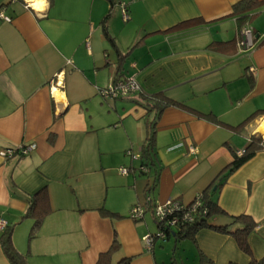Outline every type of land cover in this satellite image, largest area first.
<instances>
[{
	"label": "crops",
	"instance_id": "obj_1",
	"mask_svg": "<svg viewBox=\"0 0 264 264\" xmlns=\"http://www.w3.org/2000/svg\"><path fill=\"white\" fill-rule=\"evenodd\" d=\"M31 1L0 0L10 19L0 17V218L26 264H248L233 235L209 227L185 237L173 228L147 249L149 221L129 217L147 195L152 212L170 198L189 204L209 186L222 213L208 222L234 230L241 221L232 216H249L251 256H264V148L216 188L234 151L262 137L264 113L245 120L264 110V0L245 23L233 11L240 0ZM243 26L254 35L247 51L238 47ZM115 77H134L141 91L104 96ZM155 93L181 106L157 115ZM43 188L50 212L29 240L24 215ZM0 264H11L1 240Z\"/></svg>",
	"mask_w": 264,
	"mask_h": 264
},
{
	"label": "trees",
	"instance_id": "obj_2",
	"mask_svg": "<svg viewBox=\"0 0 264 264\" xmlns=\"http://www.w3.org/2000/svg\"><path fill=\"white\" fill-rule=\"evenodd\" d=\"M258 5L259 3L257 0H240L233 5V11L235 14H238L241 19L246 18L243 21L245 23L247 21V18H249L248 17L249 12L252 9H255ZM190 22L191 21L181 22L180 24H178L177 26L173 28L176 29V28H182L184 26L186 27V25H188ZM151 99L152 101H154V103L149 107V111L151 109H155L157 115H159L162 109L167 105L181 106V104H179L178 102L165 98L160 93L152 94ZM260 112L264 113V110H259L253 113L252 115H250L245 120V123ZM233 128H236V127H233ZM261 148H264V138H262L260 134L252 135L251 137H249L248 144L247 146H245V148H243V152L241 155H237L236 151H234V160L230 165L226 167L225 174H223L222 178L216 184V188L222 184V182L224 181L225 177L228 174H230L232 171L237 169L240 165H242L245 161H247L250 157H252L254 153L256 152V150L261 149ZM151 153H152V139H151V133L149 132V136L147 137L145 144L142 146L141 151H140V156H139V159L141 160V164L139 166L140 169L141 167L149 165V163L147 162V159L151 158ZM213 186L214 185H212V187ZM213 196H214V192L213 190L210 189V186L202 190L201 200H200L201 203L198 207V210L194 218L192 219V221L181 223L176 229L177 231H174V234H176V236H183V237L188 236V235L191 236L197 229L201 227L214 228L218 231L230 233L231 235L234 236L239 248L244 253L250 256V260L248 264H264V256L260 258H254L251 256V249L248 244L247 236L249 232L253 230L255 223L252 221V219L249 216L247 215L232 216L231 217L232 223L241 221V225L235 228L234 230L228 229L227 224L215 225V224H211L210 222H208V219L210 217L216 214L222 213V210L218 206L217 202L213 199L214 198ZM194 199L195 197L189 204H187V206H190V204L194 201ZM49 212H50V207H49L48 199L45 193V189L43 188L40 191H38L36 195H33L32 198L29 200V207L26 210V213L24 215L25 217L32 218L33 220L30 230H29V235H28L29 240L35 237L37 231L39 230L43 222L44 217ZM137 220H140V219H137ZM155 222L158 228H162L161 222H159L156 219H155ZM12 231H13L12 226H6L1 231L0 240H1V246L3 248V251L11 264H26V255L19 253L13 246ZM170 231L171 229L166 231V236H168ZM117 246H118V243L116 239H114L112 248H116Z\"/></svg>",
	"mask_w": 264,
	"mask_h": 264
},
{
	"label": "built area",
	"instance_id": "obj_3",
	"mask_svg": "<svg viewBox=\"0 0 264 264\" xmlns=\"http://www.w3.org/2000/svg\"><path fill=\"white\" fill-rule=\"evenodd\" d=\"M119 7L123 19H127L128 18L127 3L124 1H119ZM0 17L4 18L7 21L10 20L8 17L3 15L2 10H0ZM253 39H254V35L252 29L248 26H243L240 30V34L238 38V47L240 48V50L247 51L252 49L254 47ZM53 83H54L53 87L61 86V79H59V73L55 75V79ZM140 91H141V86L134 77H122V78L115 77L113 78L110 85L104 91H102V94L104 96L117 98L120 96H125L129 93H137ZM52 94L53 92L51 90V95ZM35 146H36L35 144L24 145L18 148V152H20V155L28 154L32 149L35 148ZM14 152H15L14 149H7V150H3L1 154L6 158H10L15 154ZM190 152L196 153L197 149L194 147H190ZM242 152L243 150L236 151V154L241 155ZM126 154L129 155L132 159H136L139 156L134 154L131 150H127ZM119 171L122 174H126L128 169L125 167H120ZM151 200H152L151 197L147 195L145 197L144 205L135 204L130 210L129 217L135 220L143 218V214L145 213L148 205L152 202ZM200 200H201V193H198L195 196L194 201L190 204V206H187V204L182 203L180 200L176 198H170L166 200L164 203H156V204L154 203L152 212L154 218L159 222H161L162 228H158L156 234L149 233L143 237V242L145 247L147 249H151L153 236L161 237L165 239L166 231H168L169 229L178 228V226L183 222L192 221L201 203ZM5 227H6V221L0 218V230L4 229Z\"/></svg>",
	"mask_w": 264,
	"mask_h": 264
},
{
	"label": "rangeland",
	"instance_id": "obj_4",
	"mask_svg": "<svg viewBox=\"0 0 264 264\" xmlns=\"http://www.w3.org/2000/svg\"><path fill=\"white\" fill-rule=\"evenodd\" d=\"M109 97V96H108ZM254 125H252V127H253ZM242 140H243V143H242V147H243V145L245 144V140L246 139H244V138H242ZM151 197V196H150ZM142 203V202H141ZM141 203H137V204H141ZM129 214H130V212H129ZM144 217H145V219L146 220H148L149 222H148V224H149V229H150V231H152L154 234H156L157 233V228H156V224H155V219H154V215H153V212H151V211H147V212H145L144 213ZM147 234H149L148 232H147ZM153 240L154 241H163V242H161V243H167L168 241L166 240V239H163V238H161V237H156V236H153ZM169 241L171 242V243H173V239L172 238H169Z\"/></svg>",
	"mask_w": 264,
	"mask_h": 264
},
{
	"label": "bare ground",
	"instance_id": "obj_5",
	"mask_svg": "<svg viewBox=\"0 0 264 264\" xmlns=\"http://www.w3.org/2000/svg\"><path fill=\"white\" fill-rule=\"evenodd\" d=\"M30 1H31V0H30ZM30 3H31V6H33V7H35V8H40L38 5L34 4L33 1H31ZM258 129H259V131L261 132L262 137H264V125H260ZM141 169L145 170L146 167H141Z\"/></svg>",
	"mask_w": 264,
	"mask_h": 264
}]
</instances>
